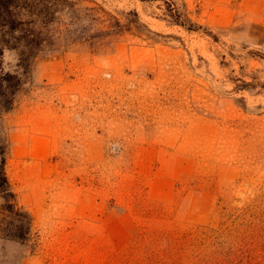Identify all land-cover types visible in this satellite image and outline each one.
I'll use <instances>...</instances> for the list:
<instances>
[{"label":"rangeland","instance_id":"obj_1","mask_svg":"<svg viewBox=\"0 0 264 264\" xmlns=\"http://www.w3.org/2000/svg\"><path fill=\"white\" fill-rule=\"evenodd\" d=\"M73 1L98 37L4 117L34 230L0 264H264V0Z\"/></svg>","mask_w":264,"mask_h":264},{"label":"trees","instance_id":"obj_2","mask_svg":"<svg viewBox=\"0 0 264 264\" xmlns=\"http://www.w3.org/2000/svg\"><path fill=\"white\" fill-rule=\"evenodd\" d=\"M81 14L73 0H0L1 246L7 241L28 245L34 230L33 214L19 203L7 171L11 141L4 117L17 107L21 95L36 84L37 65L42 57L54 56L76 40L98 37L85 34L86 19ZM176 21L187 26L189 19ZM104 29L98 31L104 33Z\"/></svg>","mask_w":264,"mask_h":264}]
</instances>
